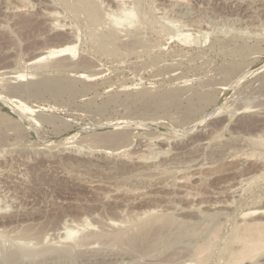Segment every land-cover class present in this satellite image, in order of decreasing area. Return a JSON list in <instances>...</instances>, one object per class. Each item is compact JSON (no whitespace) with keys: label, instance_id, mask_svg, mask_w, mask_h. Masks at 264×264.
I'll use <instances>...</instances> for the list:
<instances>
[{"label":"rangeland","instance_id":"374dc122","mask_svg":"<svg viewBox=\"0 0 264 264\" xmlns=\"http://www.w3.org/2000/svg\"><path fill=\"white\" fill-rule=\"evenodd\" d=\"M0 96V264H226L264 219V0H0Z\"/></svg>","mask_w":264,"mask_h":264},{"label":"bare ground","instance_id":"6f19581e","mask_svg":"<svg viewBox=\"0 0 264 264\" xmlns=\"http://www.w3.org/2000/svg\"><path fill=\"white\" fill-rule=\"evenodd\" d=\"M115 2L117 1V0H114ZM119 1V0H118ZM122 1V0H121ZM122 3V2H121ZM51 14V13H50ZM132 14V12H129V15H131ZM52 17V16H51ZM56 52V51H55ZM71 53H73L72 51H70ZM70 52H67L66 54H68V53H70ZM60 53V52H59ZM72 55V54H71ZM62 57V56H64V54L63 55H55L52 51H49V52H45V53H43L42 55H40L39 57H37L36 59H34V63L36 64V63H40V62H43V61H49V60H52V59H55V58H57V57ZM66 56V55H65ZM53 62V61H52ZM58 62H59V60H58ZM57 65V64H56ZM57 67H59V66H57ZM8 72V71H7ZM11 78H13V80L15 79V80H20V81H23L25 78H26V76L25 75H16L15 77H14V75H13V77H11ZM92 76H86L85 74L84 75H81V79H86L87 81L88 80H92ZM32 85V84H31ZM23 86V85H22ZM22 86H20V91L23 89L24 90V86L22 87ZM30 87H32V86H30ZM28 88V87H27ZM27 88H25V91L27 90V91H29ZM39 88V87H38ZM37 88V89H38ZM33 89V88H32ZM36 89V88H35ZM36 89V90H37ZM40 89V88H39ZM22 93H23V91H22ZM7 100V99H6ZM5 100V101H6ZM4 100H2V98H1V96H0V102H2L3 104H5V105H7V106H9L11 109H12V106H10V105H8L6 102H5ZM9 101V100H8ZM16 101V100H15ZM19 101V100H18ZM18 101H16L15 103H17ZM10 102H12V101H10ZM18 106H20V105H18ZM29 106V105H28ZM33 106H36V105H33ZM21 107H23L24 109V111L29 115V116H32V117H36L37 115H35L38 111H36V110H34L36 107H26L25 105H23V103H21ZM17 108V107H16ZM34 108V109H33ZM40 108V107H39ZM14 109V108H13ZM17 110L19 111H21V109H19V107L17 108ZM16 110V111H17ZM42 111V110H41ZM19 114H20V112H19ZM38 114V113H37ZM242 114H245V113H242ZM22 115V114H21ZM42 116V114H41V112H40V114H39V116ZM218 115V114H217ZM39 116H37L36 117V120L38 121L39 120ZM38 118V119H37ZM44 119V117L42 118V120H41V117H40V120L41 121H44L43 120ZM31 120H33V119H31ZM46 121V120H45ZM47 121H49V120H47ZM33 122H35V124H36V126L37 125H39L35 120H33ZM121 122V121H120ZM122 123V122H121ZM43 124V123H42ZM199 124V123H198ZM117 126V125H116ZM118 126H119V124H118ZM123 126V125H122ZM125 126H126V123H125ZM129 126V125H128ZM130 126H132V125H130ZM196 126V125H195ZM40 127H42L41 125H40ZM39 127V128H40ZM109 127H111V128H109V132H111V133H108L107 135H105V136H103V137H101V138H97L96 139V142H99V143H106V144H116V143H120L121 141H123V139L125 138V136L124 135H126L127 133H125V134H123V133H112V132H114V131H116V130H118V128L117 129H114V128H112V126H109ZM121 127V126H120ZM43 128V127H42ZM126 128V127H125ZM197 128V127H196ZM120 130L121 129H123L122 127L121 128H119ZM120 130H118V131H120ZM124 130V129H123ZM38 132V131H37ZM32 133H36L35 131L33 132V129H32ZM37 135V134H36ZM35 136V135H34ZM36 137V136H35ZM126 137H129L128 135L126 136ZM74 138V137H73ZM37 139H39V138H37ZM73 140V139H72ZM125 140V139H124ZM161 140H164V139H161ZM126 141V140H125ZM74 144L73 142H70V144ZM122 143V142H121ZM69 144V143H68ZM69 144V147L68 146H66L65 147V149H68V150H70V149H76L75 148V146L73 147V146H71ZM71 146V147H70ZM83 148L85 149V147L84 146H82V149H79V151L81 152H83ZM86 150V149H85ZM74 151V150H73ZM81 154V153H80ZM252 155V154H251ZM252 157V156H251ZM253 157H255V154H253ZM200 166V165H199ZM199 166H198V168H199ZM202 166V165H201ZM197 167V166H196ZM196 170V169H195ZM198 170V169H197ZM243 180V179H242ZM245 180V179H244ZM243 180V181H244ZM183 181H181V183H182ZM241 184L243 183L242 181L240 182ZM239 183V184H240ZM232 189V188H231ZM238 188H236L234 191V193H236V191H238L237 190ZM230 190V189H229ZM233 191V190H232ZM231 193V192H230ZM233 193V194H234ZM215 207H217V206H215ZM262 212L260 211V209H253V210H249V211H247L245 214H244V217L245 218H250L251 220H250V222H245L244 223V232H243V234H239V236H238V238H237V242L240 244V246H239V248H237L236 250L234 249L233 251H232V254H229V256H230V259L227 261V263L226 264H243L244 262L246 263H248V260H250L251 262L255 259V257L258 255V253H260L261 251L262 252H264V232L261 230V228L264 226V219H262V218H260L261 216H262ZM155 219V218H154ZM159 219V218H158ZM150 221V220H149ZM158 221V220H157ZM156 221V222H157ZM163 221V220H162ZM153 222V221H152ZM151 221L149 222L150 224L152 223ZM148 223V222H147ZM165 223V222H164ZM155 224V223H154ZM114 225V224H113ZM87 227V226H86ZM89 227V226H88ZM91 227V226H90ZM28 229H30V228H28ZM27 230V229H26ZM64 230H65V237L63 238L64 239V242L67 244L66 245V247H65V249H63L62 250V252L58 249V250H53V248L52 249H46V251H45V253H44V255H49V254H52L53 252L54 253H57V255H58V253L59 252H61L62 254L61 255H71V254H73V252H76L78 249H81L82 247H84L85 245H86V243H88V241L89 240H92V239H96L95 241H101V240H99L100 238H103L104 237V235H103V233L100 235V234H94V233H92L91 235L89 234V235H86V236H83L81 239H77L76 238V235L81 231L80 229H72V228H69V227H66V228H64ZM30 231V230H29ZM27 233H30V232H28L27 231ZM27 233H26V235H27ZM108 233H111V232H108ZM147 233H149V230H147V232L145 231V235H144V237H146L147 236ZM115 234V233H114ZM112 235L113 236V238L111 239L110 237H109V235H108V237L110 238V240H111V243H113V244H119V243H121L122 242V238H121V236H119V235H117V233L115 234V235ZM102 235H103V237H102ZM214 235V234H213ZM216 235V234H215ZM106 237V236H105ZM104 237V238H105ZM132 237V236H131ZM130 237V238H131ZM103 238V239H104ZM102 239V240H103ZM126 239V238H125ZM132 239H134L133 237H132ZM107 240H109V239H107ZM136 240V241H135ZM97 241V242H98ZM132 241V240H131ZM134 241V242H133ZM132 242L134 243V245H136V243H137V239L135 238L134 240H133ZM133 243H132V245H133ZM201 247H203V248H201ZM200 248H197V249H199L198 250V254H194L195 256L197 255V258L198 259H200L201 261H202V263L201 264H203V260H202V258H201V255H202V253L204 252V251H206L207 250V248H206V245H205V243H204V246H201ZM206 248V250H205V248ZM208 247V246H207ZM130 248H131V246H130ZM21 254H22V257L24 258V259H30V260H34V259H36V257L38 256V254H34V253H37L36 251H34V250H31V249H28V248H26L25 250H23L22 252H20ZM196 253V252H195ZM18 254H19V252H18ZM21 254H19V255H21ZM73 255H75V254H73ZM61 257H63V256H61ZM229 258V257H228ZM62 260V259H61ZM247 260V261H246ZM55 263H62L61 261L60 262H45V263H43V264H55Z\"/></svg>","mask_w":264,"mask_h":264}]
</instances>
